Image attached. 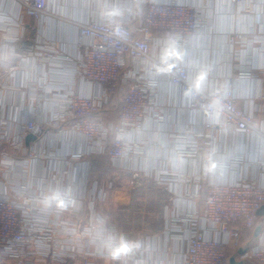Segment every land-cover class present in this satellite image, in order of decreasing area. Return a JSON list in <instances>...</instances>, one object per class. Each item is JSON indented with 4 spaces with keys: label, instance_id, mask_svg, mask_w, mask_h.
<instances>
[{
    "label": "crops",
    "instance_id": "1",
    "mask_svg": "<svg viewBox=\"0 0 264 264\" xmlns=\"http://www.w3.org/2000/svg\"><path fill=\"white\" fill-rule=\"evenodd\" d=\"M176 1L202 9L203 21L198 34L203 37L204 48L213 54L218 78L236 82L239 77L246 90L243 95H236L239 107L251 113L256 120H264V0H245L244 3L232 0ZM109 3L131 10L123 22L128 25L148 11L143 0H109ZM96 10L97 0H48L47 13L41 20L29 16L21 19V11L15 1L0 0V131L10 139L3 145V156L0 157V197L19 202L15 191L29 176L47 181L54 178L67 181L74 175L76 182L82 185L84 208L78 215L37 218L22 207L29 223L39 229L52 227L58 233L54 236L56 241H71L75 246L84 245L85 248L78 252L76 258L66 262L37 255L35 264H104L86 238L70 235V229L75 225H79V231L83 232L87 217L93 213L107 215L111 225H116L118 233L142 237L151 246V264H184L191 227L183 221L175 223L174 218L197 213V224L206 236L218 237L217 233L206 231L204 192L198 187L200 180L204 178L209 183L222 184L250 180L264 186V169L259 168L264 164V154L256 153L241 136V152L228 176L222 181H213L201 170L199 149L193 155L188 154V162L182 170L157 166L152 161L133 165L111 159L113 140L103 151H99L90 148L85 135L73 130L67 122L58 128L53 127L50 121L56 112L65 111L70 95H96L102 91L99 85L79 78L76 71V62L82 52L78 43L79 29L91 21L102 22ZM162 35L157 32L156 38ZM42 45L47 47L46 51L40 50ZM9 48L15 53L10 63L4 59ZM39 56H47L49 60L41 61ZM21 57L31 60L29 69L19 68ZM144 62L138 66L129 62L125 74L139 72L148 79L143 71ZM7 67L11 69L10 73L4 74ZM240 69L256 77H241ZM156 83L153 100L162 113L159 121L162 132L172 133L185 125L195 127L201 147L216 136L220 125L213 129L203 122L190 124L192 109L179 97L173 102L165 86ZM124 89V85L111 89L109 101L100 112L104 123L119 124ZM28 121H35L41 126L43 134L36 135L37 140L29 145L26 143L28 135L24 137L23 147L13 145V141L25 135ZM224 143L230 144L231 141L225 139ZM135 173L140 175L138 181L142 177L160 181V185L150 191L153 197L169 196L165 202V219L157 220L146 213L142 216L140 223H148L152 229L141 224L127 229L128 221L137 222L135 215H128L134 204L132 176ZM165 178L171 180L162 182ZM147 182L141 181L142 189L151 190L147 188ZM96 183L98 189L106 191L107 195L106 199L91 203L89 195L96 189ZM125 216H128L127 220ZM258 225L262 226L260 236L254 238L255 229L246 232L241 248L252 243L251 250L264 244V216H258ZM239 249L228 247L229 258L235 257L243 264H256L239 255Z\"/></svg>",
    "mask_w": 264,
    "mask_h": 264
},
{
    "label": "built area",
    "instance_id": "2",
    "mask_svg": "<svg viewBox=\"0 0 264 264\" xmlns=\"http://www.w3.org/2000/svg\"><path fill=\"white\" fill-rule=\"evenodd\" d=\"M19 6L21 19L29 16L42 19L48 9V0H13ZM235 3H244L245 0H232ZM148 6V11L133 21L132 25L122 24V36L114 33L113 27L105 22L91 21L82 25L78 33V43L82 48L81 56L76 62V71L79 78L99 85L101 93L96 95L72 94L68 98L65 111L56 112L50 121L53 127L58 128L63 122L85 135L90 148L103 151L108 143L113 140L110 157L119 161L117 153L119 148L114 141L116 128L124 120H142L145 116L162 118V113L156 107L153 94L157 83L143 77L139 72L125 74L129 62L139 65L150 55L155 42L156 33H198L203 21V11L198 7L185 5L176 0L161 2L157 0H143ZM41 51L47 47L42 45ZM41 61L47 62V56H39ZM10 68L4 74L10 73ZM178 69L173 72L178 74ZM241 77L253 78L245 69L238 71ZM131 82V84L129 83ZM124 85L126 89L122 94L119 110V124L104 123L100 112L109 101L111 89ZM181 85L183 81L181 80ZM229 107L225 117L233 125L249 127L248 120L255 117L240 108L237 96L234 95L227 101ZM208 127V126H207ZM213 128L214 127H208ZM43 128L35 121H28L24 128V136L12 144L23 147L24 137L28 134L42 135ZM10 141L0 131V157L3 156V145ZM188 154H194L198 149H187ZM264 169V164L260 165ZM133 208L128 215H135L137 222H127V229L141 224L147 229H152L148 223H140L146 213L157 220L165 219L167 207L165 202L169 196L153 197L154 191L160 181H149L151 178L142 177L135 173L133 176ZM165 178L162 182H169ZM141 181H148L147 188ZM94 192L90 193L89 201L94 203L97 199H106V191L98 189L95 184ZM199 191L204 192L203 220L207 225V232L217 233L218 237L206 236L197 224L198 214H186L174 218L175 223L183 221L189 223L191 233L188 238V248L184 257V264H230L227 249L233 246L242 247V237L248 231L257 227L258 211L264 206V186L255 181L242 180L233 184L209 183L202 178L199 182ZM92 201H91V200ZM85 202V201H84ZM19 202L0 197V264H35L34 258L40 255L44 258L55 257L58 261L66 262L77 257L78 252L84 251L83 246L60 241L55 242L58 234L52 227L39 229L29 223L24 216ZM126 220L128 216H125ZM76 226V225H75ZM116 231V225H111ZM72 235V234H70ZM243 258L264 264V244L249 250ZM86 264H95L86 262Z\"/></svg>",
    "mask_w": 264,
    "mask_h": 264
},
{
    "label": "clouds",
    "instance_id": "3",
    "mask_svg": "<svg viewBox=\"0 0 264 264\" xmlns=\"http://www.w3.org/2000/svg\"><path fill=\"white\" fill-rule=\"evenodd\" d=\"M130 11L111 5L109 0H97V17L112 26L117 36L124 34L122 24ZM14 56V50L6 49L4 59L10 63ZM20 59L19 68L29 69L31 60ZM174 68L179 70L178 74L173 72ZM143 71L150 81L165 86L173 102L179 97L192 109L190 124L203 122L208 127L220 125V129L201 147L195 127L185 125L165 133L159 127V116L152 118L149 114L142 120H124L114 133L121 161L133 165L152 161L157 166L182 170L188 162L186 150L199 149L203 174L213 181H222L241 152V136L256 153L264 154V120H248L249 127L245 129L226 119L227 101L234 95H243L246 90L239 77L236 82L218 78L213 54L204 48L201 35L173 32L158 37L144 62ZM225 139L231 143H224ZM81 193L82 185L76 182L74 175L67 181L29 176L17 187L15 197L37 218H60L82 212ZM79 227L70 229L72 235L86 238L104 264H151V246L142 237L118 233L107 215L93 213L87 217L83 232Z\"/></svg>",
    "mask_w": 264,
    "mask_h": 264
},
{
    "label": "water",
    "instance_id": "4",
    "mask_svg": "<svg viewBox=\"0 0 264 264\" xmlns=\"http://www.w3.org/2000/svg\"><path fill=\"white\" fill-rule=\"evenodd\" d=\"M37 140V136L34 134H28L26 137V143L29 145L31 142H34ZM258 216H264V206L258 211ZM262 232V226L258 225L254 231V238H258ZM252 243H250L247 247L245 248H240L238 251V254L243 256L245 255L251 247ZM230 264H243L242 262H237L235 257H231L230 259Z\"/></svg>",
    "mask_w": 264,
    "mask_h": 264
},
{
    "label": "rangeland",
    "instance_id": "5",
    "mask_svg": "<svg viewBox=\"0 0 264 264\" xmlns=\"http://www.w3.org/2000/svg\"><path fill=\"white\" fill-rule=\"evenodd\" d=\"M56 243H58V241L55 240ZM60 242V241H59Z\"/></svg>",
    "mask_w": 264,
    "mask_h": 264
}]
</instances>
